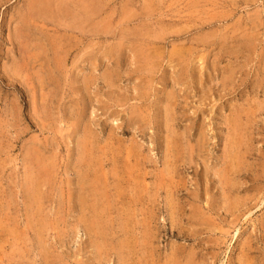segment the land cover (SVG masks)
<instances>
[{
  "label": "rangeland",
  "instance_id": "1",
  "mask_svg": "<svg viewBox=\"0 0 264 264\" xmlns=\"http://www.w3.org/2000/svg\"><path fill=\"white\" fill-rule=\"evenodd\" d=\"M0 264H264V0H0Z\"/></svg>",
  "mask_w": 264,
  "mask_h": 264
},
{
  "label": "bare ground",
  "instance_id": "2",
  "mask_svg": "<svg viewBox=\"0 0 264 264\" xmlns=\"http://www.w3.org/2000/svg\"><path fill=\"white\" fill-rule=\"evenodd\" d=\"M225 40V39H224ZM213 44H214V42H213ZM207 46V45H206ZM226 48V47H225ZM245 49V48H244ZM228 51V50H227ZM237 51V50H236ZM158 54V53H157ZM243 57V56H242ZM148 58V57H147ZM236 61V60H235ZM146 62V61H145ZM149 62V61H148ZM229 63V62H228ZM233 63V62H232ZM235 64V63H234ZM59 65V64H58ZM230 67V66H229ZM234 70V69H233ZM229 74V73H228ZM229 79H230V77H229ZM224 82V81H223ZM175 114V113H174ZM168 115V114H167ZM171 119V118H170ZM236 122V121H235ZM237 128V127H236ZM242 132V131H241ZM244 132V131H243ZM243 137V136H242ZM89 157V156H88ZM89 160V159H88ZM44 167H46V166H44ZM87 167V166H86ZM90 169V168H89ZM94 175V174H93ZM95 177V176H94ZM88 179V178H87ZM231 188V187H230ZM30 189V188H29ZM125 189V188H124ZM122 191V190H121ZM87 193V192H86ZM79 194V193H78ZM92 203V202H91ZM94 203V202H93ZM104 203V202H103ZM94 205V204H93ZM97 205V204H96ZM95 206V205H94ZM98 216V215H97ZM94 217H96L95 215H94ZM105 226V225H104ZM122 255V254H121Z\"/></svg>",
  "mask_w": 264,
  "mask_h": 264
}]
</instances>
